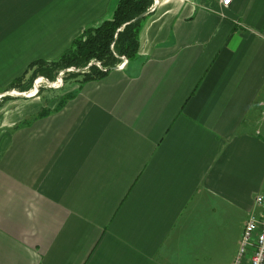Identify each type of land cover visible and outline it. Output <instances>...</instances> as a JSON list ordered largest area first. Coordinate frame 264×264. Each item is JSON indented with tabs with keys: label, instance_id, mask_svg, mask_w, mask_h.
<instances>
[{
	"label": "crops",
	"instance_id": "crops-1",
	"mask_svg": "<svg viewBox=\"0 0 264 264\" xmlns=\"http://www.w3.org/2000/svg\"><path fill=\"white\" fill-rule=\"evenodd\" d=\"M116 1L0 0V77H9L0 87L32 60L54 59L51 44L71 43ZM254 8L162 0L124 70L58 111L36 99L0 117V264H201L211 255L195 253L211 251L228 219L262 213L264 35L247 24ZM35 35L37 54L18 38ZM44 107L51 113L36 118Z\"/></svg>",
	"mask_w": 264,
	"mask_h": 264
},
{
	"label": "trees",
	"instance_id": "trees-1",
	"mask_svg": "<svg viewBox=\"0 0 264 264\" xmlns=\"http://www.w3.org/2000/svg\"><path fill=\"white\" fill-rule=\"evenodd\" d=\"M152 3L153 0H119L112 19L104 21L97 27L88 28L72 42L70 48L59 59L54 61L39 59L32 62L27 71L10 84L9 89L27 91L31 89L38 76L55 80L61 71L73 67L82 70L92 62L94 64L87 72L66 73L65 81L72 80L83 85L87 82L103 80L108 71L121 62V57L125 56L132 60L138 55L140 27L143 20L138 18L148 12ZM97 62L107 71H103L95 65ZM43 92L44 90L41 91V93ZM55 95L52 99H46L47 101H58L54 108L57 111L64 106L68 99L74 97L72 92L65 97H60L58 93ZM11 99L14 100L10 96L2 98L0 107ZM51 111L50 108L44 107L38 116L49 115Z\"/></svg>",
	"mask_w": 264,
	"mask_h": 264
},
{
	"label": "bare ground",
	"instance_id": "bare-ground-1",
	"mask_svg": "<svg viewBox=\"0 0 264 264\" xmlns=\"http://www.w3.org/2000/svg\"><path fill=\"white\" fill-rule=\"evenodd\" d=\"M162 0H153L152 5L150 6L149 10L147 13L141 15L138 19H143L142 23H141V27H140V45H141V28L143 25V22L152 14L156 13V11L158 10V7L160 6ZM220 1V5L223 8H230L236 0H219ZM119 0L116 1V3L118 4ZM116 4V6H117ZM115 6V8H116ZM115 10V9H114ZM113 13L107 17L104 18L103 20H101L99 23H97L96 25H92V26H88L85 29H83V31L80 33L83 34L88 28H94L99 26L101 23H103L106 20H110L113 17ZM245 16V15H244ZM240 24H244L243 21V15H241L239 17ZM125 27V25H124ZM80 35H78L77 37H79ZM76 37V38H77ZM74 38L73 41L76 39ZM72 41V42H73ZM71 42V43H72ZM140 51V48H139ZM139 54V52H138ZM138 57V55L136 56V58ZM60 58V57H59ZM58 58V59H59ZM136 58L130 60L127 57L123 56L121 57V62L118 63L113 69H111L110 71H108L107 76L115 70H124L131 62L135 61ZM39 59H35L32 60L30 63H28L26 69L23 71V73L20 75L22 76L28 69L29 65ZM43 60H47V59H43ZM57 60V59H56ZM47 61H54V60H47ZM94 64V62L90 63L87 67L83 68L82 70L80 69H76L75 67L73 68H69L68 70L65 71H61L58 76L56 77L55 80H50L45 76H38L35 80L34 83L31 87V89L27 90V91H19L16 89H9L10 84L18 77L14 78L6 87L5 90H3L2 92H0L2 95H0V101L2 100V98L6 97V96H10L13 97L14 100L17 99H26L28 103H31L30 101H34L36 99L44 102L47 101L46 99V93L45 90H48V93H52V92H56V93H61L63 86L64 85H68L69 83L66 84L65 81V74L66 73H74V72H87L90 68V66H92ZM95 65H97L100 69H102L103 71H107L106 68H103L102 65L97 62L95 63ZM106 76V77H107ZM105 77V78H106ZM96 82V81H94ZM94 82H87L83 85H80L78 82L76 81H72L66 89H68V92H72L74 94V97L68 99L67 101L74 99L77 95V93L82 89V87L88 83H94ZM44 90L43 93H41V91ZM68 94V93H67ZM60 97H65L62 96L61 94H58ZM13 100V99H11ZM10 100V101H11ZM66 101V102H67ZM65 102V103H66ZM7 103V102H6ZM5 103V104H6ZM47 103V102H46ZM39 116L37 115L36 118H38ZM25 122L28 123L27 120H24L20 123H18L17 127H21V126H25L27 124H24ZM19 124L21 126H19ZM257 125V133L259 135H261L264 131V100H262L260 102V115H259V119L256 122ZM254 206L257 208H264V195H258L255 198L254 201ZM243 229H242V234L241 237L238 240V244L240 246V250H239V258L237 259L236 264H257L258 262L261 261V264H264V210L262 211V213H258L256 212V210L251 211L248 216H246V219L243 220ZM251 227V229H250Z\"/></svg>",
	"mask_w": 264,
	"mask_h": 264
},
{
	"label": "rangeland",
	"instance_id": "rangeland-1",
	"mask_svg": "<svg viewBox=\"0 0 264 264\" xmlns=\"http://www.w3.org/2000/svg\"><path fill=\"white\" fill-rule=\"evenodd\" d=\"M118 1V0H117ZM253 3H255V8L248 13V16L251 21L247 24H252L257 30H260L261 34L264 35V0H253ZM117 4V3H116ZM46 16V15H45ZM44 16V17H45ZM35 20L41 21L43 19V15L39 14L34 17ZM58 23V21H55ZM245 22V21H243ZM20 40H23L24 42H27L29 44V47L32 49L34 47L35 54L39 52L35 48L36 42L38 41V36H21L18 37ZM66 39V38H65ZM72 43H61V44H51V56H55L54 59L51 60H56L59 57H61L71 46ZM48 47V45H46ZM46 51V49H45ZM24 62V61H23ZM26 66V65H25ZM25 68V67H24ZM24 71L22 69L21 73ZM20 73V74H21ZM9 77H0V85L6 84L8 81ZM70 82V83H69ZM72 80H67L66 84L69 83L68 85H64L62 92L58 94H63L62 96H67L68 89H66L71 83ZM7 86H2L0 87V92L6 89ZM48 90H45L44 93H46V98L52 99L53 96H56L55 92H47ZM0 95H2L0 93ZM47 102V103H46ZM50 102V103H49ZM44 103L49 106L50 104L56 103V101L49 100V101H44ZM29 103L27 102L26 99H17L12 102L7 101L5 106L3 108H0V117H13L16 113L21 114L24 112V109H27ZM9 124V123H8ZM18 125V124H17ZM4 126V125H3ZM19 126H21L19 124ZM15 131V129H14ZM243 221L239 220H229L227 221V234L225 236L221 237H211L210 240V250L207 251L205 249L204 253H201V248L195 253V259L197 258H203L206 259L203 256H206L207 254L211 255V261L209 262H202L201 264L207 263V264H236L237 259L239 258V250L240 246L238 244V240L241 237L242 234V229H243Z\"/></svg>",
	"mask_w": 264,
	"mask_h": 264
},
{
	"label": "built area",
	"instance_id": "built-area-1",
	"mask_svg": "<svg viewBox=\"0 0 264 264\" xmlns=\"http://www.w3.org/2000/svg\"><path fill=\"white\" fill-rule=\"evenodd\" d=\"M250 229H251V227H250ZM257 264H261V261H260V262H258Z\"/></svg>",
	"mask_w": 264,
	"mask_h": 264
}]
</instances>
